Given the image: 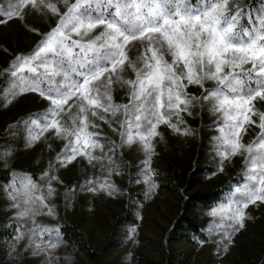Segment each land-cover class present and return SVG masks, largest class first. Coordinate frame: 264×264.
<instances>
[{
	"label": "rangeland",
	"instance_id": "obj_1",
	"mask_svg": "<svg viewBox=\"0 0 264 264\" xmlns=\"http://www.w3.org/2000/svg\"><path fill=\"white\" fill-rule=\"evenodd\" d=\"M50 2L64 13L75 0ZM236 2L245 10L260 6L258 0ZM15 6L16 0H0V15L3 16L0 19V229L10 231L9 240L1 239L4 235L0 238V264L261 263L264 256V203L257 201L243 208L245 227L233 233L231 240H225L227 226L234 223L229 214L237 207L234 202L240 198L237 189L242 192L250 183L245 168L248 153L229 155L221 161L218 152L222 149L213 138L220 136L223 120L220 113L207 107L206 101L190 108L192 115L180 113L183 125L179 131L165 124L158 125L160 135L151 139L154 151L147 166L144 161L148 154L140 142H121L122 111L113 117L103 109H97V117L89 115V121L98 124L99 128L89 130L99 131L100 139L105 143L103 152L92 150L94 155L101 157L100 161L89 163L87 158L78 155L67 165H61L57 156L63 152L69 138L58 136L51 128L40 132L43 121L36 127L30 123L50 107V101L38 92L20 93L15 97L7 95V85L12 77L10 71H5L18 56H28L36 50L45 35L56 27L59 16L47 11L34 12L31 7L22 8L18 18L3 15L13 11ZM100 31L102 29H96L83 38L73 33L72 38L88 42ZM147 47V40L129 43L125 50L131 65L143 66L141 57L151 55ZM153 47L163 52L164 59L171 63L170 54L155 38ZM128 61L122 72L118 70L113 74L111 86H107L106 80L96 85L101 90L107 87L116 104H127L130 99V87L123 80H134L136 74ZM176 70L181 71L179 67ZM39 71L43 72V68ZM25 75L30 73L26 71ZM214 86L215 81L204 82V88ZM204 88L189 85L187 91L200 97ZM80 105L77 96L64 106L56 117L63 128L71 130L74 121L81 118ZM255 110L264 112V103L255 102ZM252 119L256 123L246 124V130L240 133V142L245 146L253 143L261 131L259 117ZM171 123H178L177 117H171ZM185 126L191 130L188 134H184ZM33 136L38 139L31 142ZM112 145L115 147L109 151ZM196 166L199 168L193 170L189 184L188 173ZM53 176L56 179H52ZM89 181L92 183H87ZM105 181L111 185V191L99 187ZM225 183L230 186L229 192L207 210L192 203L185 207V211L202 222V234L188 231L191 240L167 236L184 205L183 193L210 191ZM30 184L33 185L31 191ZM93 185L96 190H87ZM49 187L54 189L50 196ZM25 193L36 198L43 196V204L51 209L52 215H48L42 206L35 205L42 214L18 216L19 209L13 205L20 208L34 206L24 203ZM11 194H15V199ZM214 211L216 215L212 214ZM123 214L130 220L120 222L123 219L119 215ZM61 218L83 230L86 233L84 241L91 249L98 250L99 255L89 258L79 247L60 242ZM36 225L52 230L44 233L37 242L55 245L44 248L39 255H33L26 247L27 237L32 235L29 230ZM21 233L25 239L16 240ZM166 246L172 253L170 261L165 256Z\"/></svg>",
	"mask_w": 264,
	"mask_h": 264
},
{
	"label": "snow or ice",
	"instance_id": "obj_2",
	"mask_svg": "<svg viewBox=\"0 0 264 264\" xmlns=\"http://www.w3.org/2000/svg\"><path fill=\"white\" fill-rule=\"evenodd\" d=\"M259 3V7L250 6L245 10L236 0H196L195 4L193 0H75L61 13L50 0H16L15 9L3 15L18 18L22 8L31 7L34 12H51L59 20L33 53L18 56L11 68L5 70L12 77L7 95L38 92L50 101V107L30 123L36 127L43 121L40 132L51 128L58 136L69 138L57 156L62 166L78 155L87 158L89 163L100 161L101 157L92 150L103 152L105 143L99 131L89 130L99 128L89 121V115L97 117V109L113 117L122 111L121 142H140L148 154L144 161L147 166L154 151L151 139L160 135L158 125L165 124L179 131L183 125L180 113L192 115L189 109L206 101L212 112L222 116L224 127L220 129V136L213 138L222 149L218 152L221 161L229 155L248 153L245 168L250 183L242 192L237 189L240 198L229 214L234 223L226 228L225 240H231L233 233L245 227L242 209L257 201L264 203V112L255 110V102L264 103V0ZM96 29L102 31L88 42L72 38L73 33L83 38ZM154 38L166 48L171 63L164 59L163 52L153 47ZM137 40H147V51L151 53L141 57V68L131 65L125 50L130 42ZM126 61L136 75L134 80H123L130 87V99L121 105L112 101L107 87L101 90L96 85L106 80L107 86H111L113 74L122 72ZM177 67L181 69L179 73ZM26 71L30 75H25ZM205 81H215V86L204 88ZM189 85L204 88L201 96L190 94ZM77 96L81 100V118L68 130L56 117ZM253 116L259 117L261 131L253 143L245 146L240 142V133L246 130V124L256 123ZM171 117H177L178 123H171ZM98 118L104 120L103 116ZM190 131L184 127V134ZM36 139L33 136L31 142ZM28 187L31 191L33 185ZM99 187L112 190L107 181ZM87 190L94 191L96 187L93 185ZM53 192L49 187L48 195ZM24 195L27 197L24 203L34 206L13 205L19 209L18 216L42 214L35 205L52 215L51 209L43 204V196ZM11 198L15 199V194ZM29 231L32 235L27 237L26 247L33 255H39L46 247H55L37 242L52 230L36 225ZM23 239L22 233L16 236L18 241Z\"/></svg>",
	"mask_w": 264,
	"mask_h": 264
},
{
	"label": "trees",
	"instance_id": "obj_3",
	"mask_svg": "<svg viewBox=\"0 0 264 264\" xmlns=\"http://www.w3.org/2000/svg\"><path fill=\"white\" fill-rule=\"evenodd\" d=\"M247 1V0H246ZM259 1V0H258ZM246 3V2H245ZM197 167H193L190 172L188 173V182L190 184V181L192 180L193 170L197 171ZM4 177V176H2ZM5 178V177H4ZM230 186L228 183L213 187L210 191L200 192V191H194L192 193H183L185 197L184 205L181 208V211L179 212V215L175 217L173 220L171 227L167 231V236L171 238V236H174L176 238L185 239V240H191L188 231L191 233H200L202 234V231L200 226H203L202 222L198 221L196 217H194L189 212L185 211V207L192 203L197 208L201 210H207L209 207L216 204L220 199L224 198V194L226 192H229ZM120 219H123L120 222L129 221L130 217H128L127 214L119 215ZM183 230V231H180ZM59 231H60V242H66L70 245H74L76 247H79L82 254L89 258H94L97 255H99V251H95L89 247V244L84 241L86 237V233L78 228L77 225L71 223L65 218H61L59 220ZM9 233V234H8ZM12 233V232H11ZM4 235V236H3ZM1 236H3L1 238ZM10 231L7 232V229H0V238H8L10 239ZM171 250L167 248L166 246V253L165 256L167 260L170 261L171 259ZM187 255V253H185ZM180 262V260H179ZM261 263H264V256L260 260ZM259 263V264H261Z\"/></svg>",
	"mask_w": 264,
	"mask_h": 264
}]
</instances>
